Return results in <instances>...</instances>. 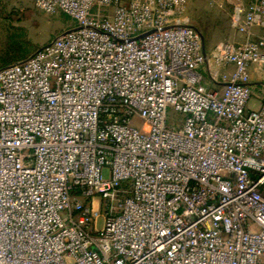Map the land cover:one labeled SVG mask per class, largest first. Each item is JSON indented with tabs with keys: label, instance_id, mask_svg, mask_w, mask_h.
I'll use <instances>...</instances> for the list:
<instances>
[{
	"label": "built area",
	"instance_id": "2783aa9c",
	"mask_svg": "<svg viewBox=\"0 0 264 264\" xmlns=\"http://www.w3.org/2000/svg\"><path fill=\"white\" fill-rule=\"evenodd\" d=\"M31 2L75 25L0 69V264H264V0L205 54L188 0Z\"/></svg>",
	"mask_w": 264,
	"mask_h": 264
},
{
	"label": "rangeland",
	"instance_id": "374dc122",
	"mask_svg": "<svg viewBox=\"0 0 264 264\" xmlns=\"http://www.w3.org/2000/svg\"><path fill=\"white\" fill-rule=\"evenodd\" d=\"M186 14L189 23L201 33L206 52L216 42H232V31L228 26L230 9L224 0H188ZM74 25L75 23L63 13L47 14L37 10L31 0H2L0 69L28 57ZM252 99L249 107H255L258 101L254 96ZM133 124L139 128L142 126L138 119H134ZM104 176L107 177V171H104ZM97 227H102L101 220L98 221Z\"/></svg>",
	"mask_w": 264,
	"mask_h": 264
},
{
	"label": "crops",
	"instance_id": "0c3cea01",
	"mask_svg": "<svg viewBox=\"0 0 264 264\" xmlns=\"http://www.w3.org/2000/svg\"><path fill=\"white\" fill-rule=\"evenodd\" d=\"M246 1L247 0H244V2H246ZM224 2H225V5H227L229 7V9H230V6H229L228 3H226V0H224ZM185 20H186V23L188 25L192 26L189 23V20H188V18L186 16H185ZM228 26H229L230 30L232 31V36L230 38L232 42H228V41H219V42H216V43L213 44V46L211 47V49L208 52H206L205 51L206 50V45H205V42H204V39H203L202 43H203V48H204V52L205 53H209L213 49V47L215 45H217L218 43H220V42H228V43L236 44L239 41V36L230 27V23L229 22H228ZM263 34H264L263 30H261V29H254V36H255V38L256 37H261V36H263ZM262 52H264V47L262 48ZM231 71H232V68L231 67L228 68L227 72L228 73H231ZM247 72H248V76H249L248 86L250 87V89H251V91L253 93V96L258 99V101H256L257 103L254 105L255 107H257V106H259V104L261 102L260 100H262L264 98V70L262 69L261 66H258V65L253 64V65H250L248 67ZM253 96H252V98H253ZM255 107H253V108H255Z\"/></svg>",
	"mask_w": 264,
	"mask_h": 264
},
{
	"label": "water",
	"instance_id": "95a60500",
	"mask_svg": "<svg viewBox=\"0 0 264 264\" xmlns=\"http://www.w3.org/2000/svg\"><path fill=\"white\" fill-rule=\"evenodd\" d=\"M201 38H202V36H201ZM202 41H203V38H202ZM202 45H203V43H202ZM203 53L205 54V52H204V48H203Z\"/></svg>",
	"mask_w": 264,
	"mask_h": 264
}]
</instances>
